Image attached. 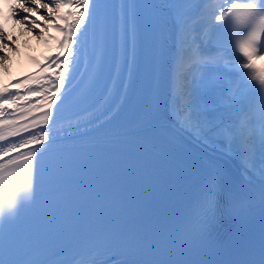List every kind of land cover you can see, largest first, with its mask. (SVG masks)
I'll return each mask as SVG.
<instances>
[{
	"label": "snow or ice",
	"instance_id": "1",
	"mask_svg": "<svg viewBox=\"0 0 264 264\" xmlns=\"http://www.w3.org/2000/svg\"><path fill=\"white\" fill-rule=\"evenodd\" d=\"M8 12L22 29L45 43L54 42L56 54L35 75L15 83L22 91L0 90V141L14 138L0 145V264H57L20 238L16 229L21 218L45 202L38 190L43 193L68 174L67 161L60 154L70 152L75 144L65 141L87 138L82 145H88L95 134L113 131L109 125L136 90L142 72L151 82L153 103L130 127L141 132L161 118L159 84L170 61L175 91L183 101L176 106L180 127L200 135L218 130L240 156L245 173L254 170L257 160L264 165V68L256 66V61L264 60V0H10ZM52 31L58 36L46 37ZM0 47H11L2 28ZM7 59L0 55V60ZM82 64L84 73L79 72ZM221 68L235 72L257 94L252 114L238 116L223 128L214 124L212 112L200 111L201 100L213 95L229 109L240 102L239 85L218 91ZM197 72L199 80L187 83ZM85 76L88 84L81 99L87 101L97 89L99 95L82 111L65 117L64 106ZM29 97L39 99L29 101ZM65 120L67 127L62 124ZM135 139L143 143L142 137ZM145 175L146 182L135 191L123 188L117 199L108 201L111 216L70 228L66 243L78 256L74 264H175L154 258L161 249L160 233L147 222L140 201L155 173L146 170ZM89 198L87 192L80 194L82 201ZM65 199L66 194L57 190L49 194L47 203L55 207ZM221 200L218 181L209 172L194 217L205 235L217 223ZM223 202L231 214L236 201ZM103 247L119 251L104 253L100 259ZM248 264H264V238L259 259Z\"/></svg>",
	"mask_w": 264,
	"mask_h": 264
},
{
	"label": "bare ground",
	"instance_id": "2",
	"mask_svg": "<svg viewBox=\"0 0 264 264\" xmlns=\"http://www.w3.org/2000/svg\"><path fill=\"white\" fill-rule=\"evenodd\" d=\"M46 2V0H45ZM201 0H193V3H200ZM10 3V0H4V6L8 13V5ZM22 16L23 13H20ZM2 15L0 14V28L3 29L5 33V37L7 42L10 43V48H3L0 47V55L7 56V60H0V82L2 81H12L8 85H13V87L10 89V91L16 92V91H22V89H17L14 87L15 83L19 80L25 79L28 76H33L29 74V72L33 71L37 64L39 63V68L41 65H43L46 62V59L48 57L54 56L56 54L55 44L52 41H48L45 43L44 41H41L37 38L36 35L30 34L26 29H22L19 24L13 23V21L9 18H7L6 23H4V20H2ZM52 37L58 36L56 32L52 31L50 32ZM47 37V34H46ZM15 44V46H14ZM14 49V50H13ZM90 51V48H89ZM259 67L264 68V60H259ZM11 65H15V68L10 69ZM84 65L82 64L79 72L84 73ZM166 75V76H165ZM87 76H85L86 78ZM84 78V80H85ZM80 79V75L77 74V80ZM161 79H164V82L160 80L159 84V104H160V112L161 115H167L169 117H172V121L177 119V116L175 117V110L176 108L173 106V98H177V94L175 91V73L173 71L172 65H168L165 67L163 76ZM74 85L76 81L73 82ZM245 82L241 84V95L245 93L250 88V85L247 87L244 84ZM226 86H229L232 88V83L230 82L229 78L222 76V79L220 81V87L218 89L219 92H225L224 89ZM38 97H29V101L38 100ZM23 103V101H21ZM116 104H119V99L115 101ZM153 103L152 94L150 97L149 102V108L150 105ZM183 101L179 100V104H182ZM177 106V104L175 105ZM225 106V105H224ZM8 108V111H13V108L5 106ZM226 107V106H225ZM149 111V109H148ZM147 111V112H148ZM232 114V111L228 108V112L226 115V118L230 117ZM166 120H170L169 118H166ZM235 120V119H234ZM233 121V120H230ZM151 123H159L158 119H154L151 121ZM184 134L194 142L200 144V143H206L207 140L204 136L197 134L196 132L190 130V129H182ZM224 139L218 141L215 145H219L222 143ZM232 157L237 160L240 159V156L236 153V151H232ZM258 161L256 162V165L258 164ZM255 174L261 175L264 174V165L260 167H256ZM253 172V171H252Z\"/></svg>",
	"mask_w": 264,
	"mask_h": 264
},
{
	"label": "rangeland",
	"instance_id": "3",
	"mask_svg": "<svg viewBox=\"0 0 264 264\" xmlns=\"http://www.w3.org/2000/svg\"><path fill=\"white\" fill-rule=\"evenodd\" d=\"M37 19H38V17H37ZM14 46H15V44H14ZM218 121H219V118H215L214 123H217ZM221 126H222V125H221ZM217 135H218V136L221 135L219 131L217 132Z\"/></svg>",
	"mask_w": 264,
	"mask_h": 264
}]
</instances>
